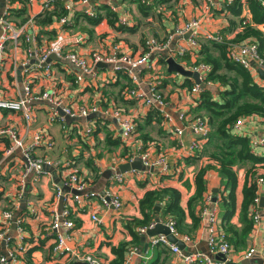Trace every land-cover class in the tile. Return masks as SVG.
Listing matches in <instances>:
<instances>
[{
	"label": "crops",
	"instance_id": "obj_1",
	"mask_svg": "<svg viewBox=\"0 0 264 264\" xmlns=\"http://www.w3.org/2000/svg\"><path fill=\"white\" fill-rule=\"evenodd\" d=\"M99 2L101 21L97 25H92L82 19L78 21V15L75 25L68 29L69 36L58 35L60 28L55 21L44 25L38 23L37 20L47 19L46 14L42 12L39 4L29 5L28 0H0V16L9 7V19L18 28L34 19L40 46L44 47L49 42L57 40L59 44L66 45L67 50L75 51L80 55H86L92 50L109 52L112 45L118 44L120 55L143 56L148 39H155L165 44L177 27L191 20L200 22L199 27L194 29L200 43L216 35L234 42L236 36L243 32L240 19L230 14L226 0H171L167 4L155 1L151 6H144L141 0H100ZM113 7L117 8L116 12L112 10ZM109 12L115 15L109 17ZM244 14L249 15L246 7ZM121 18L127 19L129 25L122 26ZM110 19L113 21L112 24ZM74 28H79L80 31L72 34ZM261 28L264 31V26ZM190 36L191 33L183 38L175 37L164 50L156 53L154 59H150L149 65L140 70L137 83L126 67L120 71H116L110 65L107 68L95 67L92 74L83 75L82 82L77 80V76L82 72L67 61L52 60L47 67L40 66L34 70L30 76L34 94L40 96L46 91H54L55 102H61L66 108L77 109L97 105L100 114L96 117L70 123L51 122L49 113L54 105L48 100L40 99L31 105L35 119L28 128L22 113L0 111V127L17 129L26 143H32L36 133L44 135V142L35 147L33 153L48 164L45 174L36 183L31 182V176L26 178V184L31 185V188L27 186L26 190L29 192L24 218V224L27 225L26 248H41L33 253V264H73L81 261L78 257L82 260L91 257L98 259L102 264H109L115 259L111 247L130 240L125 225L129 220L140 217L139 203L148 190L158 187H176L184 194L183 204L194 193V175L206 165V158L198 157L203 142L197 151H190L192 142L199 138L189 129L182 137H178L161 110L159 111L162 119L160 123L152 119L149 125L144 126L150 108L145 107L144 102L138 98L125 94L123 89V86L130 83L129 80L135 85L134 89L146 90L150 83L156 88L159 86L157 90L163 94L168 104L166 114L173 117L186 114L187 121L194 118L196 116L193 113L196 106L195 98L198 95L190 93L191 88L186 79H190L194 84L195 79L171 73L168 66L161 63L163 59L167 61L168 58H173L190 71L199 65L201 58L197 52L187 56L178 55L179 45L187 41ZM249 41L252 40L248 39L245 42ZM28 47L24 38H21L17 44L8 43L0 73L1 97L15 100L24 97V83L28 80V76L22 74L20 79L18 70L23 63L30 60ZM229 74L233 75V73ZM252 74L255 81L264 86L258 71L254 70ZM206 87L214 88L211 84ZM114 108L130 116L139 126H142L136 132L134 141L142 143L141 137L150 134L152 140L145 143L144 152H149L154 157L167 156L170 164L168 175L161 176L149 171L131 170L126 173L120 171V166L126 164L122 156L124 152L126 153V149L129 154L130 148L121 140V130L117 121L112 115L106 113ZM95 118L99 119L98 123L94 122ZM177 126L181 127V124L177 123ZM87 127L93 128V133L89 137L85 133ZM240 134L250 137V140L264 136V119L245 118ZM118 140L120 144L113 145ZM10 145L8 138H0V230L4 224L2 214L4 211L13 209L17 201L20 181L26 169L21 151L7 152ZM263 152L264 150H258L256 153ZM72 173L86 180L88 184L86 194H101L111 190L122 200L123 208L115 211L111 206L103 205L96 197H84L80 205L70 202L71 216L75 224L72 231L73 239L68 242L69 251L55 258L53 247L56 237L51 236L56 234L50 229L55 214L65 206L63 200H58L56 197L57 188L60 187L57 181L63 184ZM118 174L123 176L122 181L115 180ZM206 178L208 193H212L214 199H217L212 210L217 211L218 227L224 231L222 227L224 208L219 193L223 191L224 183L216 171L208 172ZM243 183L244 172L241 171L239 191ZM185 184L190 186L189 190ZM263 197L264 186L261 189V198ZM260 213L262 219L254 228L248 243V249L256 250L251 260H264V208H261ZM92 214H97L102 219V224L94 222L91 218ZM156 218L166 222L170 216L165 215L160 208L153 213V222ZM204 219L202 218L197 230L185 234L192 239V243L186 244L185 249L182 250L185 255L203 253L209 256L211 253L208 244V225ZM234 222L238 223V219L236 218ZM16 235L12 229L10 237L15 238ZM151 240L146 234L143 235L144 246L139 247V254L133 258L132 264H147L158 258V255L160 262L167 258L165 264H186L180 256L164 246L152 247L150 244L148 251L144 253L146 244ZM7 249L6 245L0 244L1 255H5ZM247 250L240 252L232 250L226 264H245L244 253ZM19 256L18 264H25L24 254ZM216 256L219 255H214L213 259H216Z\"/></svg>",
	"mask_w": 264,
	"mask_h": 264
},
{
	"label": "built area",
	"instance_id": "obj_2",
	"mask_svg": "<svg viewBox=\"0 0 264 264\" xmlns=\"http://www.w3.org/2000/svg\"><path fill=\"white\" fill-rule=\"evenodd\" d=\"M100 0H28V4H39L42 12L45 14L46 11L52 10L51 5L54 3H60L65 9V13L61 15L55 23L58 24L59 34L69 36L68 29L75 25L76 18L78 15L84 16L90 19L99 18V2ZM156 0H141L143 5L151 6ZM99 2V3H98ZM228 4L233 3V0H226ZM262 6L264 7V0H260ZM114 12L117 8L113 7ZM9 12L5 10L4 14L0 16V27L2 28V33L0 35V73L2 72L4 65V58L7 50V45L10 42L18 43L21 38L25 39V42L29 45L28 53L30 60L23 63L20 68H23L22 74L28 76V80L24 83L25 95L22 99H12L0 96V111H10L14 113H22L28 128L34 123L35 115L32 110V103L36 100H48L53 105L54 108L50 111L49 117L51 122H61L65 123V116H70L75 120H88L91 116H97L100 114L99 106L93 105L91 107H80L77 109L66 108L61 104V102H55L54 91H46L40 96L34 94L32 89V79L30 76L33 74L34 70L38 67H42V64L47 61V59L54 55L59 61H67L72 65L76 66L82 74L77 76L78 82L84 80L83 75L92 74L95 67L99 64H106L112 66L116 71H120L123 67H126L136 83L138 82L140 70L143 67H147L150 63L152 56L156 53L164 50L168 43H170L175 37L183 38L185 35L191 33L190 38L184 43L180 44L178 47L179 56H187L188 54H193L199 48V42L197 39V34H195L194 29L198 28L200 22L198 20H191L185 22L182 26L176 28L174 33L170 35L165 44L157 42L155 39H148L146 42V51L143 56L134 57L130 55L121 54L120 55V45L114 44L109 52L105 50H92L86 55H80L75 51L67 50V46L64 44H59L58 41H51L48 45L40 46L38 44V34L35 27V20L31 19L25 25L19 28L14 25V23L9 19ZM43 14V15H44ZM248 21H246V24ZM120 24L122 26H128L129 22L127 19L121 18ZM210 40L222 43L224 38L221 35L210 36ZM228 57L234 63L242 66L248 71H254L257 69L264 70V58L259 52L258 44L252 40L242 44H230ZM33 59V60H32ZM36 59V60H35ZM211 71V66L200 63L196 65L192 72L198 73L202 83H205L206 75ZM148 89L136 88L129 92L130 96H134L139 100L143 101L145 107L156 108L164 112L168 124L173 128L178 137H182L187 129L195 134L199 139L194 140L190 146V151H197L202 142L207 139L209 135V125L205 117L197 116L187 121L186 114H179L177 117H173L170 114H166L165 110L168 106L163 94L157 90L156 86L153 84L148 85ZM202 91V86L195 82L190 90L193 95H198ZM62 109L64 116L59 112ZM106 113L113 116L117 121L120 130H122L121 140L123 144L130 148V154L126 160V163H132L136 159H140L143 165L148 169H154L152 173H158L159 175H166L170 172V164L167 156L159 155L152 156L149 152L142 151V143H137L134 141L136 137V123L130 117L124 115L120 110L112 109L108 110ZM184 122V125H183ZM187 122V124H186ZM177 123L181 124V127L177 126ZM244 126V119H240L235 123V130L239 133L242 132ZM86 136H91L93 133L92 127H87L85 129ZM0 138H8L11 145L7 149L8 153H14L21 151L25 160V174L20 181L19 193L17 196V201L11 211H4L2 214L3 226L0 230V244L6 245L7 253L5 255L0 254V264H18L20 259V254H22V248L18 249L11 246L12 239L10 237V232L12 230V225L17 224L16 237L14 238L19 245H21L26 238V230L23 227L24 218L17 217L20 209V202L23 194L27 190L26 178L31 176V182H38L45 174V166L48 165L46 161L40 157L34 155L35 147L44 142V135L41 133H36L33 137L32 143H26L25 139L21 137L19 131L13 127H0ZM253 151L264 150V136L251 140ZM264 154V152L262 153ZM137 172L138 170H132ZM151 172V171H149ZM116 181H122L123 176L118 174L115 177ZM60 186V185H59ZM258 186L260 189L264 186V180L260 179L258 181ZM64 188H68L70 191L67 192L61 186L57 188V199L63 200L64 203L74 202L80 205L83 202L84 197H96L105 206H111L115 211H120L123 208V202L118 197L115 196L111 190L104 191L101 194H86L79 195L73 194V191L78 193H83L87 190V182L80 178L76 173H72L69 178L63 183ZM214 197L212 193H208L205 196V201L202 208V218L208 225L209 238L208 244L210 252L213 255L225 256V261H219L203 253H193L190 255H185L178 245L172 244L168 238L164 235H159L152 238L150 244L152 247L164 246L169 248L173 253L180 256L186 264H226L227 259L232 253V246L227 241V237L224 231L218 227V215L217 211L212 210L214 205ZM70 206V205H68ZM68 206H64L60 212L55 214L53 224L51 226V231L56 234V240L53 247V256L59 257L64 253L69 251L67 247L68 242L73 239V229L75 227L74 221L70 218L72 212ZM261 194L255 199L253 205V219L255 227L259 225L261 217ZM94 222L102 224V219L97 214H92L91 216ZM166 225L171 233L184 242L185 244L192 243V239L189 235L180 234L176 228V222L170 217L166 222H162ZM157 223L154 221L148 227L139 228L142 234H146L149 229H154ZM254 227V228H255ZM63 230H66L65 232ZM63 232V233H62ZM256 253L254 248L247 250L244 253V260H251ZM139 254V248H132L124 262V264H132V260L135 256ZM78 260L88 262L90 264H102L98 259L87 257Z\"/></svg>",
	"mask_w": 264,
	"mask_h": 264
},
{
	"label": "trees",
	"instance_id": "obj_3",
	"mask_svg": "<svg viewBox=\"0 0 264 264\" xmlns=\"http://www.w3.org/2000/svg\"><path fill=\"white\" fill-rule=\"evenodd\" d=\"M156 2L167 4L171 0H156ZM51 7L52 10L45 12L47 19L37 20L38 23L42 25L52 23L65 13L60 3H54ZM245 7L249 15L244 14ZM227 9L230 14L240 19L243 32L236 36L234 42L225 39L222 43L213 40L199 42V48L196 51L201 58L200 63L211 66V71L206 75L204 82L206 85L211 84L214 88L202 89L199 96L195 98L196 106L193 113L195 117L206 118L210 131L198 154L199 158H206V165L194 175V193L183 204L184 194L176 187H158L148 190L139 203L140 217L129 220L125 225L130 240L111 247L115 259L109 264H124L132 248L144 246V234L139 231V228L148 227L153 223V213L156 207H160L165 215L175 220L180 234H190L197 230L202 220L201 213L205 196L208 194L206 177L210 171L218 172L224 183L223 191L219 193L224 208L222 227L227 241L236 252L248 249L249 239L255 227L253 205L262 189L258 186V181L264 180V154L254 152L250 137L238 133L234 126L240 119L251 117L264 119V86L255 81L251 71L230 60L228 53L230 44L246 43L245 41L251 39L258 44L259 52L264 58V31L261 28L264 26V7L260 0H233V3H227ZM108 15L113 17L115 14L109 12ZM81 19L92 25H97L101 21L100 17L90 19L79 15L78 21ZM246 21H248L247 24ZM161 63L167 65L165 59L161 60ZM186 80L192 88L194 82L190 79ZM129 82L123 86L125 94H129L135 87L131 80ZM149 110L144 126L149 125L152 119L160 123L162 120L160 110L157 109V111L155 108ZM94 122L98 123L99 119L95 118ZM135 123L136 132H138L142 126H139L136 121ZM141 140L142 151H145L144 145L152 140V137L150 134H145ZM114 144L119 145V140ZM129 154L126 149L122 157L127 158ZM241 171L244 172V183L239 191ZM185 187L187 190L190 189L188 184H185ZM240 196L241 201H239ZM68 205L69 203H65V206ZM68 208L71 209L70 206ZM25 216L26 210L19 217L25 218ZM70 218L73 220L72 216ZM236 218L238 223L234 222ZM23 227L26 230L27 225L23 224ZM16 242L13 238L11 246L22 248L25 264H33L32 255L41 248H26L27 237L21 245ZM157 257L147 264L166 263L167 258L160 262L159 255Z\"/></svg>",
	"mask_w": 264,
	"mask_h": 264
},
{
	"label": "water",
	"instance_id": "obj_4",
	"mask_svg": "<svg viewBox=\"0 0 264 264\" xmlns=\"http://www.w3.org/2000/svg\"><path fill=\"white\" fill-rule=\"evenodd\" d=\"M0 32L2 33V28L0 27ZM0 33V35H1ZM151 59H154V56L151 58ZM52 60H58L54 55H51L47 61L45 63L42 64V67H47L48 64L51 63ZM167 66H168V70L169 72L171 73H176V74H179L183 77H188V78H194L195 79V82L200 84L202 86V89L206 88V84L205 83H202L201 80H200V76L198 73H194L190 70H187L186 68H184V66H182L180 63H178L177 61H175L173 58H168L167 59ZM109 65H106V64H99L98 67H104V68H107ZM258 71V74H259V77L264 81V70L262 69H257ZM22 72H23V68H20L18 70V75L20 76L19 78L21 79L22 77ZM59 112L62 116H64V112L62 109H59ZM95 116H91L90 118H93ZM66 118V122L70 123L71 121H75V119L71 118L70 116H65ZM122 130L120 131V134H122ZM47 167V165L45 166ZM131 170H138V171H143V172H146V171H151V172H154V169H148L146 168L143 163L141 162L140 159H136L134 162L132 163H126V164H123L120 166V171L122 173H126L128 171H131ZM57 183L64 189L66 190L67 192H69L70 190L68 188H64L63 187V184L60 182V181H57ZM28 187L31 188V185L30 184H27ZM27 187V188H28ZM28 191H26L24 194H23V197L21 199V202H20V209H19V212L17 214V217L23 213L26 208H27V201H28ZM72 193L73 194H79V195H85L86 192H83V193H78L76 191H73L72 190ZM214 202H217V199H214ZM261 207L264 208V197L261 198ZM160 210V207H156V211H159ZM156 227L154 229H149L146 233L147 237L149 238H155L159 235H164L168 238V240L172 243V244H175V245H178L180 247V249H185L186 247V244L184 242H182L181 240H179L178 238H176L170 231V229L161 223V220L160 218H156ZM12 229L13 231H16L17 230V224L14 223L12 225ZM149 245L150 243L146 244L145 246V249H144V253H146L148 251V248H149ZM216 259L219 260V261H225V256H222V255H219V256H216ZM245 264H251V263H256V264H264V260H261V259H254V260H246L244 262ZM73 264H90L88 262H85V261H76L74 262Z\"/></svg>",
	"mask_w": 264,
	"mask_h": 264
},
{
	"label": "rangeland",
	"instance_id": "obj_5",
	"mask_svg": "<svg viewBox=\"0 0 264 264\" xmlns=\"http://www.w3.org/2000/svg\"><path fill=\"white\" fill-rule=\"evenodd\" d=\"M80 30H79V28H74V31L72 32V34H75V33H78ZM50 43V42H49ZM206 255V254H205ZM209 257L210 258H214V255L213 254H209Z\"/></svg>",
	"mask_w": 264,
	"mask_h": 264
}]
</instances>
